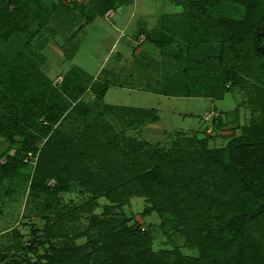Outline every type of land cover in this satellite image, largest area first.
<instances>
[{
  "label": "trees",
  "instance_id": "1",
  "mask_svg": "<svg viewBox=\"0 0 264 264\" xmlns=\"http://www.w3.org/2000/svg\"><path fill=\"white\" fill-rule=\"evenodd\" d=\"M133 1L90 0V9L71 14L68 25L74 24L76 35L95 13ZM169 1L186 8L185 46L171 51L184 58L186 73L178 84L154 92L221 99L252 79L250 99L260 113L223 145H209V139L230 122L228 114L212 109L204 117L209 122L202 135L176 130L167 148H153L137 135L121 136L103 112L136 129L158 121L155 108L105 103L106 84L98 80L84 86L81 74L70 70L82 69L76 64L60 84H53L23 54L0 55V138L10 145L16 136L19 141L13 155H0L5 157L0 177L18 175L32 161L30 189L37 192L34 196L45 194L40 212L51 224L42 240L28 244L14 229L13 255L7 260L2 252V264H264V0ZM39 4L0 0V29L28 27L41 16ZM89 88L96 95L91 104L82 96ZM69 115L84 119L81 128L75 126L76 137L61 128ZM73 182L91 194L89 201L56 209L58 194ZM130 196L144 197V215L156 212L168 240L174 234L194 252L178 244L155 250L150 231L129 223L126 215L109 214L111 205H124ZM99 197L107 199L102 215L93 212ZM81 216L88 219L86 226L68 228ZM80 236L86 241L77 244ZM50 237L58 238L56 243L32 259L28 252L44 240L51 242Z\"/></svg>",
  "mask_w": 264,
  "mask_h": 264
},
{
  "label": "rangeland",
  "instance_id": "2",
  "mask_svg": "<svg viewBox=\"0 0 264 264\" xmlns=\"http://www.w3.org/2000/svg\"><path fill=\"white\" fill-rule=\"evenodd\" d=\"M36 1L43 5L38 9L41 16L33 17L28 27L23 26L24 28L17 29L12 26L9 29L5 26L0 29V55L4 57L17 53L23 54L32 67L47 75L53 84H60L70 69L66 68L71 64H76L83 69L74 66L70 70L81 74L79 78L84 82V86L93 85V81L104 82L102 68L103 71L109 72L108 75L116 71V68L120 72V77L121 75H135L134 82H138L140 78L138 86H142L144 83L150 84L149 90L153 92H158L162 87L169 89L178 84V80L184 79L187 64L185 65L183 57H179L171 51L173 49V52H176L185 46L186 8L169 0H136L134 4L126 6L123 11L117 8V14L112 16L110 21H105L100 16H109L107 11L112 8L95 13L94 17H99L75 35V29L71 30L74 24L68 25V21L71 20V14L74 12H78L77 15L81 16L80 13L90 9V0ZM10 8L11 6L8 9ZM112 20H115L116 28L111 24ZM121 33L125 40L130 38L133 40L134 47L131 56L129 52L127 53L128 50L123 48L121 42L118 43ZM139 35H144V39L140 42L138 41ZM119 51L122 54H119ZM109 69L114 71L111 72ZM251 80L248 79L233 86L231 91L221 99L208 97H171L167 99L159 98L157 94L151 92L135 90L128 93L126 89L121 91L119 88L116 91L112 90L113 98L107 95L106 102L113 100V103L123 105L154 107L160 116L156 123L157 126L168 130L170 128V131H199L200 135H202L200 130H203L205 124L209 122V118L202 119L199 115L204 110L209 111L214 108L215 111L228 114V121H230L225 127L212 131L209 145L219 146L223 145L230 137L239 134L241 126L248 123L252 116L260 113L256 108L257 104L250 99L254 96ZM82 96L89 104L96 98L90 88ZM103 113L109 125L121 136L137 135L140 137L139 134L144 126L149 124L146 123L141 128L133 129L128 125L116 122L107 111ZM73 116L69 115L67 119H64L61 128L76 137L75 126L81 128L84 119L79 117L76 119ZM235 119L237 123H235ZM149 130L146 132L147 135L150 133ZM209 130L208 128L207 131ZM150 135L153 136V138H149L151 147L161 146L159 148L164 149L176 136V134L172 136L168 134L170 136L165 137L158 132ZM158 136H161L162 139H159ZM15 139L16 141L10 145L6 139L0 138V155H13L16 148L19 147L17 136ZM37 144L40 146L41 141ZM4 159L5 157H1V162ZM28 161L30 162L28 165L19 168L18 175L0 177V255L2 252L6 253L7 260L10 255H13L14 249L11 246L14 229L21 235L23 244H28L31 240H42L45 228L51 225L49 224L50 220L46 221L41 217L42 212H40L41 205L39 203L44 202L45 194L40 197L34 196L37 192L30 189L29 180L33 164L32 161ZM90 196L91 194L84 191L77 182H73L69 191L58 194L59 203L55 208L63 207L62 210L76 208V206L89 201ZM105 203H107V199L99 197L93 212L102 215ZM145 205L144 197L130 196L124 205H111L109 214L126 215L129 218V223L135 222L141 228L150 231L153 237L152 247L155 250L161 247L171 248L178 244L186 253L194 252L182 245L184 240L176 238L174 234L172 235L174 236L172 237L173 241L168 240L167 235L163 234L159 228L158 214L151 212L144 215ZM78 212L80 213V211ZM87 220L85 217L75 218L76 224H67V226L70 229L77 226L83 228L87 225ZM170 224L172 222H169L167 229L170 228ZM57 225L55 224V231ZM33 229L36 231L33 232ZM70 233L74 234L72 230ZM50 238L51 242L44 240L29 251L28 255L32 259H36L48 251L49 244L56 243L58 239ZM75 241L77 244L84 243L86 236H80ZM2 263L3 259H0V264Z\"/></svg>",
  "mask_w": 264,
  "mask_h": 264
},
{
  "label": "crops",
  "instance_id": "3",
  "mask_svg": "<svg viewBox=\"0 0 264 264\" xmlns=\"http://www.w3.org/2000/svg\"><path fill=\"white\" fill-rule=\"evenodd\" d=\"M135 1L136 0H134L133 1V3L132 4H134L135 3ZM129 5H131V4H128V5H124V6H121V7H119L118 9L120 10V11H123L124 9H126L125 7L126 6H129ZM118 9H110V10H108L109 11V16H106V17H104V16H100V18L101 19H104L105 21L107 20V21H110V19H111V17L112 16H115V14H117V10ZM107 11V12H108ZM107 15V14H106ZM99 16H96V17H94L93 19H91V20H89L88 22H86V23H84V26H83V28L82 29H84L85 28V26L86 25H88L89 23H92L93 21H95L97 18H98ZM108 17H110V18H108ZM84 22H85V20H84ZM115 28H116V26H115V20H112V23H111ZM80 31H82V30H78V32H77V34L80 32ZM76 34V35H77ZM122 35L118 38V43L119 42H121V44H122V46H123V48H126L128 51H127V53L129 52L130 53V56H131V51H132V49H133V47H134V43H133V40L130 38V39H126L125 40V38H124V36H123V33H121ZM112 46H113V44H112ZM111 50V49H110ZM110 52V51H109ZM119 54H122L121 53V51H119L118 52ZM117 57H119V56H117ZM123 64V62L121 63V65ZM74 64H71V65H69L66 69H68V68H70V67H72ZM113 69H115V68H113ZM113 69H109V70H111V72L112 71H114ZM117 69L118 68H116L115 70L116 71H114L113 73H110L109 75L107 74V73H109V72H107V70L105 71H103V68L101 69V73H104L103 74V79H105V81H104V84H106V89H105V91H104V96H103V99H104V102L105 103H107V104H118V103H113V100L111 101V102H106V100H107V95H110V97L111 98H113V95H111V92H112V90L113 91H116L117 89H121V91L123 90V89H126V91L128 92V93H130V91H135V90H137V91H146V92H151V93H154V94H157V96H159V98L160 97H164V98H171V97H175V98H177V97H185V96H171V95H163V94H159V93H156V92H153L152 90H149L150 88H148L147 86L145 87V85H146V83H144L142 86H138V84H140V78H139V81L137 82H134V79H136V76L135 75H131V76H128V75H125V76H123V75H121V77L119 76V71H117ZM132 74V73H131ZM105 75V76H104ZM120 77V78H119ZM143 86L145 87V89L143 88ZM209 98V97H208ZM119 105H123V104H119ZM129 106H135V107H144V106H140V105H129ZM145 108H150V107H145ZM154 108V107H153ZM156 109V108H155ZM157 110V109H156ZM213 110H215L214 108H213ZM206 112H208L207 110H204L199 116H201V118L203 119L204 118V115H205V113ZM158 113V112H157ZM189 114V113H188ZM159 115V114H158ZM159 118H160V116H159ZM158 121H159V119H158ZM158 121L157 122H154V123H149V124H146L145 126H144V128L142 129V131H141V133L139 134L140 135V137L142 138V139H145V138H148V139H146V140H149V141H151L149 138H153V136H151L150 134H153V133H156V132H158V133H160L161 134V136H162V134H163V136H165V137H167V136H170V135H168V134H172L174 131H176V130H172V131H170L171 129L169 128V130L168 129H165L164 127H160V126H157L156 125V123H158ZM173 127V126H172ZM171 127V128H172ZM148 129H150L149 131H150V133L147 135L146 134V132H147V130ZM161 136H158V137H160L159 139H162L161 138ZM165 137H163V138H165ZM158 139V140H159ZM167 139V138H166ZM154 141H157V140H154Z\"/></svg>",
  "mask_w": 264,
  "mask_h": 264
},
{
  "label": "built area",
  "instance_id": "4",
  "mask_svg": "<svg viewBox=\"0 0 264 264\" xmlns=\"http://www.w3.org/2000/svg\"><path fill=\"white\" fill-rule=\"evenodd\" d=\"M107 13H109V12H107ZM143 39H144V35H139V37H138V41L140 42V41H142ZM208 116H209V113H206L204 117H208ZM29 157H30V153H28V155H26V156L24 157V160H27ZM49 182H53V180L51 179Z\"/></svg>",
  "mask_w": 264,
  "mask_h": 264
}]
</instances>
